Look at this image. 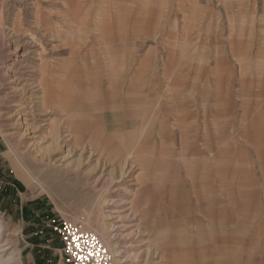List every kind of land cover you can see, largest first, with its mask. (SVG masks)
Segmentation results:
<instances>
[{"label":"rangeland","instance_id":"1","mask_svg":"<svg viewBox=\"0 0 264 264\" xmlns=\"http://www.w3.org/2000/svg\"><path fill=\"white\" fill-rule=\"evenodd\" d=\"M0 217L17 264H64L52 220L264 264V0H0Z\"/></svg>","mask_w":264,"mask_h":264},{"label":"built area","instance_id":"2","mask_svg":"<svg viewBox=\"0 0 264 264\" xmlns=\"http://www.w3.org/2000/svg\"><path fill=\"white\" fill-rule=\"evenodd\" d=\"M48 228L62 241L64 264H114L110 251L100 237L82 224L52 220Z\"/></svg>","mask_w":264,"mask_h":264},{"label":"bare ground","instance_id":"3","mask_svg":"<svg viewBox=\"0 0 264 264\" xmlns=\"http://www.w3.org/2000/svg\"><path fill=\"white\" fill-rule=\"evenodd\" d=\"M59 139H61V138H58V140ZM130 159H132V154H130L127 157L126 162ZM106 204H109V203H106ZM90 217H91V215H90ZM88 225H89V223H88ZM97 225L102 228V232H100V233L98 232V233L100 235V239H101L102 243L106 245V247L108 248L109 251H111L110 253H111L112 258L114 260V264H128V261H125V259H123L122 252L119 251V249L116 247V244H114V243L112 244V241H111L110 237L108 236V233L112 230L113 225H111V224L108 225L102 221H98ZM11 244H12V242H11L10 238L5 236L2 217H0V264H17V261L19 260L18 255H16L15 252L12 251L13 247L11 246Z\"/></svg>","mask_w":264,"mask_h":264},{"label":"crops","instance_id":"4","mask_svg":"<svg viewBox=\"0 0 264 264\" xmlns=\"http://www.w3.org/2000/svg\"><path fill=\"white\" fill-rule=\"evenodd\" d=\"M109 53V52H108ZM107 69H109L110 70V72H111V74L112 75H114V74H116V76L117 75H119V74H121L122 73V70H124V68H121V67H119L118 69L116 68V66H115V62L112 60V58H110V61L108 62V64H107ZM123 67H124V64H123ZM111 75V80L110 81H112V76ZM115 80H117V82L116 83H112V84H114V85H118V86H121V87H123L124 85H126V83H127V80L124 78H122V77H118V79H116V78H114ZM110 83H108V84H106V85H109ZM145 98V97H144ZM126 99H128V97H125L124 98V101L126 102ZM124 101H122V104H124L123 102ZM103 102H107V101H104L103 100ZM119 102V101H118ZM112 103H113V107H115V104H116V102H113L112 101ZM126 157V156H125ZM122 158H124L123 156H122ZM54 233V232H53ZM55 234V233H54ZM56 236H58L57 234H55ZM59 237V236H58ZM59 239H60V237H59ZM60 242H61V245H62V241H61V239H60ZM63 245H62V249H61V261H62V259H63ZM63 262V261H62ZM64 263V262H63Z\"/></svg>","mask_w":264,"mask_h":264},{"label":"snow or ice","instance_id":"5","mask_svg":"<svg viewBox=\"0 0 264 264\" xmlns=\"http://www.w3.org/2000/svg\"><path fill=\"white\" fill-rule=\"evenodd\" d=\"M81 259H83V257H81Z\"/></svg>","mask_w":264,"mask_h":264}]
</instances>
